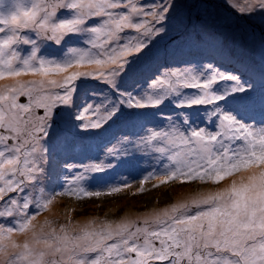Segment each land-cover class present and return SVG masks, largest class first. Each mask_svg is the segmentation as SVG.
Segmentation results:
<instances>
[{
    "label": "snow or ice",
    "instance_id": "1",
    "mask_svg": "<svg viewBox=\"0 0 264 264\" xmlns=\"http://www.w3.org/2000/svg\"><path fill=\"white\" fill-rule=\"evenodd\" d=\"M176 3L0 0V264H264V119H245L227 107L229 99L255 91L254 76L245 79L252 66L242 55L232 72L223 63L189 61L161 66L139 93L120 87L158 38L183 28L185 18L173 16ZM225 3L236 16L264 24V0ZM72 36L85 46L65 48ZM201 37L222 61L233 62L220 37ZM46 46L62 55L45 54ZM259 53L264 62V43ZM259 77L264 85V67ZM93 81L108 91L77 105L79 89ZM166 103L175 111L163 124L124 134L121 147L106 155H126L130 146L154 158L139 178L140 192L152 180L154 187L179 182L201 190L135 216L56 219L57 197H101L131 186L121 178L88 190L91 174L116 166L64 163L72 179L66 175L63 188L50 190L56 126L66 125L57 139L66 152L77 132L103 128L124 108ZM45 213L52 218L41 220Z\"/></svg>",
    "mask_w": 264,
    "mask_h": 264
},
{
    "label": "rangeland",
    "instance_id": "2",
    "mask_svg": "<svg viewBox=\"0 0 264 264\" xmlns=\"http://www.w3.org/2000/svg\"><path fill=\"white\" fill-rule=\"evenodd\" d=\"M8 2L9 0H4L5 4ZM176 2L173 16L178 15L185 18L183 28L185 32L182 38L186 37V31L188 32L187 34H202L206 32L209 37L215 35L225 40L227 42L225 44L229 48H237V45H239L238 48L242 52L252 51L251 55L258 57L257 60L264 66L259 53L261 44L264 43V24L259 23L254 17L236 16L227 7L225 0H176ZM229 15L235 17L232 22H219ZM169 33L171 34V32ZM169 33L166 36L158 38L154 45L150 46V50H146L145 55L133 62L130 70L123 77L120 84L122 89L137 93L146 89L150 79L153 78L161 66L175 67L191 60L198 64L208 63V61H203L210 58V56L213 58L211 62L215 63L213 61L215 58L205 51L189 50L181 54L176 50L177 48H171ZM173 33L178 35L182 34L183 31L181 29L179 32L173 31ZM249 34H254V39H250ZM201 42L205 41L201 38L197 44ZM205 43L211 44L210 42ZM73 45L84 47L83 38L78 36L70 37L65 48ZM44 52L45 54L54 56L62 55V50L54 46H46ZM177 58L179 62L172 61ZM217 62V65L222 63ZM80 70L86 71L90 70V68L84 67ZM223 70L226 71L224 68ZM248 76L249 74H246L245 79ZM93 82L97 84L90 82L92 83L91 85H88V83L79 89L80 95L76 98L77 105H83L85 102L91 100L93 92L104 93L108 91L106 85L98 81ZM254 83L256 87H259L255 92L262 89L260 77ZM255 92L248 94V96L253 95ZM260 97L261 94L244 97L248 99H243L241 94L235 100H228L227 104L234 105L229 108H234L243 118L260 121L264 119V106L262 103H255L254 100H251ZM174 111L175 109L170 103L160 106V109L132 110L125 108L113 121L104 125L103 128L88 132H77V137L74 140V135L71 145L66 152H61L57 148V139L63 135L66 128V125L58 124L52 133L53 168L50 170L47 181V187L50 190L63 188L62 178L64 176L67 175L68 179H72L71 171L62 166L64 163L78 167L89 164L107 165L109 163L116 166L114 169H109L103 173L91 174L92 178L88 180L86 185L88 190H100L99 188L104 187L106 183L116 182L118 184L121 178L130 179L131 186L123 188L119 193L108 194L107 190H105V194L101 197L77 198L73 195L57 197L53 209L55 218L63 222L66 215L71 216L74 221L85 218L117 219L124 215L135 216L148 211L152 207L166 206L176 202L181 196L192 195L196 191L201 190L199 185L180 184L179 182H169L168 184L154 187L158 182L152 180L146 182L144 184V191L140 192L139 178L143 172L148 171V169L144 170L143 168L148 167L147 164H150L149 166L151 167L154 164V158L135 151L130 146H128L127 153L129 157L123 161L121 159L118 160L119 157L113 158L106 155L108 148H119L112 147L113 143L116 142L121 147L119 141L124 134L135 135L141 133L145 125L151 128L153 125L163 124L162 117ZM131 138L134 139L135 137ZM77 149L82 151L80 155L71 154L75 153ZM137 170L141 172L135 174ZM44 215H49V218H52L50 214L45 213L42 214L41 220Z\"/></svg>",
    "mask_w": 264,
    "mask_h": 264
},
{
    "label": "trees",
    "instance_id": "3",
    "mask_svg": "<svg viewBox=\"0 0 264 264\" xmlns=\"http://www.w3.org/2000/svg\"><path fill=\"white\" fill-rule=\"evenodd\" d=\"M183 28H184V26H183ZM183 28H182L183 33L182 34H178V35H175V33H173V31H170L171 34L169 33L170 34L169 35V37H170L169 38V44L171 45V48H177L176 50L179 51V53H181V54H184V52H188L189 50L205 51L206 53L212 55L215 58L214 59L215 62L219 61V62L224 63V65H223L224 67L223 68L229 69L231 71H236L237 70V69L234 68L235 67V61L238 60L240 58V56L242 55L243 58L246 60V62L248 64H250L252 66L253 70H254L252 73H249V75H253L255 80L257 78H259V71L264 66H262L260 64V62L257 60L258 57H254V55H251L252 51H244V52H242V51L239 50L238 46H237V48L232 47L233 49L229 48V46L225 44L226 41L221 38L223 40V42H224L225 48L231 54V59L233 61L232 63L224 62L219 57H217V55H216L215 51L213 50V47H212L211 44H206L205 42H201V43L197 44V42L200 41V39L202 38L201 34H195V33L187 34L188 32L186 31V34H185L186 37L182 38V36H183V34L185 32ZM177 32H179V31H177ZM171 37H172V39H171ZM212 37H216V36L212 35ZM188 41H191L192 44H188L187 43ZM210 58H212V57L210 56ZM172 61H178V58L174 59ZM218 65H220V64H218ZM258 88L259 87L255 86V91ZM255 91H251L249 93H252V92H255ZM260 91H262V92L260 93ZM260 94H261V97L260 98H254V100H258L259 103H262V98H264V85H262V89L261 90L255 92L251 96H258ZM247 95H245V97Z\"/></svg>",
    "mask_w": 264,
    "mask_h": 264
},
{
    "label": "clouds",
    "instance_id": "4",
    "mask_svg": "<svg viewBox=\"0 0 264 264\" xmlns=\"http://www.w3.org/2000/svg\"><path fill=\"white\" fill-rule=\"evenodd\" d=\"M224 67V66H223ZM225 69V68H224ZM226 71H231V70H229V69H226ZM232 72V71H231ZM92 83H96V82H92ZM92 83H89L88 85H91ZM97 84V83H96ZM90 91V90H89ZM249 94H252V93H249ZM89 97V96H88ZM242 97H245V95L244 94H242ZM229 100H231V99H229ZM251 100H254V99H251ZM255 102L257 103L258 102V100H255ZM228 104H230V103H228ZM228 107H231V105L230 106H228ZM81 134H83V133H81ZM77 137V134H75V137H74V140H75V138ZM114 140H115V138H114ZM112 147H119L120 148V146L118 145V143H113L112 144ZM81 150L79 149H77L76 150V152L75 153H71V154H75V155H80L81 154ZM124 156V155H123ZM123 156H120L119 158H118V160L119 159H121L122 160V158H123ZM148 165V167H150L149 165L150 164H147ZM147 168V167H146ZM116 183V182H115Z\"/></svg>",
    "mask_w": 264,
    "mask_h": 264
},
{
    "label": "bare ground",
    "instance_id": "5",
    "mask_svg": "<svg viewBox=\"0 0 264 264\" xmlns=\"http://www.w3.org/2000/svg\"><path fill=\"white\" fill-rule=\"evenodd\" d=\"M238 42V41H237ZM233 43L235 44V45H237L234 41H233ZM239 44H241L240 42H238ZM237 46H239V45H237ZM242 47V46H241Z\"/></svg>",
    "mask_w": 264,
    "mask_h": 264
}]
</instances>
